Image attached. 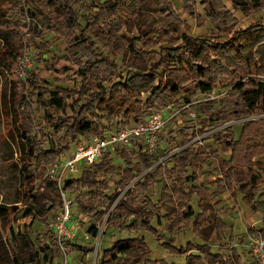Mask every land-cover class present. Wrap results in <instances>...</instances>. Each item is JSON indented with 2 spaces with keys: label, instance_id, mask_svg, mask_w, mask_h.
<instances>
[{
  "label": "trees",
  "instance_id": "trees-1",
  "mask_svg": "<svg viewBox=\"0 0 264 264\" xmlns=\"http://www.w3.org/2000/svg\"><path fill=\"white\" fill-rule=\"evenodd\" d=\"M200 1L205 13L198 12L192 0H182L183 9L199 28L209 23L211 35L207 37L185 32L186 21L176 10L174 0H110L98 4L97 8L86 0H14L11 11L5 10L7 6L0 9L3 21L0 39L4 41L0 52L2 71H13L18 63L21 64L26 38L23 24L28 16L40 21L66 48L65 56L55 58L56 63L39 54L38 59L45 68L64 75L77 66L75 74L81 83L79 88H52L47 83L41 84L40 76L34 73L33 79L27 82L19 77L10 94L6 91L2 94L0 119L12 117L20 138L19 153L24 161L22 168L17 165L16 168L25 193L13 202L23 201L26 208L22 217L36 218L53 206L63 207L59 186L48 177L45 166L72 149L80 137L102 136L111 126H118L117 118L113 119V107H134V122H140L149 113L171 104L179 94L190 92V99L196 94H212L223 75L230 80V85L223 97L203 105L207 115L204 127L211 128L220 121L240 122L239 135L232 127L213 133L208 139L217 149L191 147L188 146L190 140H184L183 148L161 164H158L162 159L158 151L149 155L139 142L134 151L123 147L125 167L121 170H116L111 163L112 153H107L84 174L80 173L79 179L66 178L63 190L72 193L75 186L80 185L85 190L75 203L83 216L96 218L88 229L92 239L103 238L111 228L129 233L147 230L173 257L186 256L188 264L232 263L223 254L214 252L209 244L188 242L185 247L177 246L173 238L167 240L162 235V228L153 226L157 221L160 227L164 220L168 234L192 227L194 236L201 239L205 206L225 192L233 197L242 194V201L254 213L264 211V75L261 76L264 72V17L241 28L225 0ZM123 6L133 8L137 23L142 19L148 21L142 29L151 37L145 40L142 48H138L140 39L133 41L130 56L124 55L123 66H119L116 59L123 45L118 32L125 28V23L122 24L116 14ZM236 6L241 7L245 17L264 12V0H236ZM77 7L88 14L84 16L85 23ZM153 33L163 35L167 41L153 39ZM41 47L45 53H50V44H41ZM102 48L109 51L108 56ZM62 61L70 66L61 67ZM27 85L37 94L36 101L43 111L42 123L37 126L32 118L33 99L27 92ZM10 138L16 142L12 133ZM223 154L230 157L226 159ZM33 161L46 163L37 179L43 185L41 190L34 185L29 187L34 180L35 168L29 166ZM204 165L216 166L215 172L222 179L207 178L200 183L205 175L201 171ZM114 174L119 178L114 191L109 192L111 183L107 176ZM158 184L162 185V192L159 200L154 201L147 193ZM195 198L199 199L200 212L193 206ZM20 212L18 206H0V264H57L56 260L64 252L56 240L50 238L46 244L38 239L35 247L27 233L14 230L12 220ZM104 223L106 226L101 233ZM226 228L221 220L217 221L218 239L223 238ZM6 231L17 242L14 250L8 248ZM260 233L264 237V225ZM71 246L82 255L94 251V248L86 250L78 244ZM234 255L237 263L242 264L238 253ZM100 264L165 263L154 260L145 238L137 236L115 241L103 251Z\"/></svg>",
  "mask_w": 264,
  "mask_h": 264
},
{
  "label": "rangeland",
  "instance_id": "rangeland-1",
  "mask_svg": "<svg viewBox=\"0 0 264 264\" xmlns=\"http://www.w3.org/2000/svg\"><path fill=\"white\" fill-rule=\"evenodd\" d=\"M13 1L14 0H0V9L4 10V6H7L8 9L5 10L11 11V8L14 9ZM86 1L94 8H97L98 4L110 2V0ZM192 1L196 5L198 12L205 13L204 5L201 4L200 0ZM225 3L238 18L240 23L239 26L241 28H247L251 24H255L260 17H264V12H260L259 14L252 17H245L241 7L236 6V0H225ZM174 6L182 18L186 21L187 25L185 32L187 34L195 37H207L211 35V31H208L210 27L209 23H207L205 28H199L197 22L184 11L182 0H174ZM28 7L29 6H26V8ZM132 9V7L129 8L128 6H123L122 11L116 14L117 18H121L123 21L122 24L125 23V28L118 32L121 38V44L123 45V50L116 59V62L119 66H123V61H125L124 55H126V58L130 56L129 50L131 48V44H133V41L136 42L140 39L141 43H139L138 48H142V44L145 43V40L151 37H148L144 29H142L145 25H147L148 21L142 19L139 23H137L135 20V15L132 13ZM77 10L80 11L82 23H85L84 16H87L88 14L83 8L77 7ZM150 11H148V13H150ZM23 26L25 27L26 38L24 39L22 45L23 56L21 60L23 61L25 59L26 61H29L30 68L26 70V76L24 78L19 76V63L14 67L13 71L10 72L6 70L2 71L0 69V102L2 94L5 91L10 94L13 84L19 80V77L21 78L20 80L27 82L28 79H33L34 73L40 76L39 82L44 84V86L47 83L48 86L50 85L52 88L57 86L79 88L81 83L80 80L76 78L75 74V71L78 70L77 66H73V70L69 71L67 74L61 75L51 68H45L44 63L38 59L39 54H43L45 60L51 63H56L55 58L60 59L66 54V48L62 41L56 35L49 33L45 29L44 25L36 19L26 16ZM2 28L3 21L0 19V30ZM152 38L160 39L162 42L167 41L163 35L157 33H153ZM45 43L51 45L50 53H45V49L41 47V44ZM3 46L4 41L0 39V52L3 50ZM103 51L105 52V55H109L108 50L103 49ZM63 66L68 67L70 64L66 61H62L61 67ZM120 70L123 72L124 68L121 67ZM263 75L264 72L261 76ZM229 85L230 80L227 77L221 75L220 80L215 85V91L210 95L196 94L194 98L190 99V92H185L175 97L174 101L168 105L169 112L172 114V119L168 124L167 130H165L160 136V145L157 153L161 155L162 159L158 164H161L167 161L170 157L175 156L183 148L182 142L184 140H190L188 146L191 147L205 146L217 149L218 147L214 145L213 141L208 139L213 133L223 131L228 127H232L237 135L240 134L242 127L240 126V122L235 121H220L214 124L211 128L204 127V121L206 120L207 115L205 114V107L203 108V105L211 100H217L223 97V95L227 93L226 88ZM26 88L27 92L32 94L33 101L30 108L33 110L32 118L34 126H37L42 123L43 111L36 101L37 94L34 92L32 86L27 85ZM188 100H191V103L188 102ZM105 106L106 104H103L102 108H105ZM133 108H130L128 105L113 107V119L115 120L117 118L116 120L120 125L123 123H136L134 122L136 113H133ZM114 120L108 122V124L111 125ZM13 123L14 121L11 116H4L0 119V206H18V208H20L21 212L18 213L12 220L13 228L16 232L27 233V235L34 242L35 247L38 246V239L39 241H42V243L49 244V239L53 238L60 244L58 238L49 229L50 223L53 222V220L57 217V213L60 211L58 207L53 206L45 214L36 218H24L22 217V212L26 206L24 205L23 201L20 203H13L20 197L22 198L25 193V189L21 185V175L16 168V165L22 168L24 161L21 160L22 156L19 153V134L17 133L15 129L16 126L13 125ZM45 132L48 133V131ZM11 133L15 136L16 142L10 138ZM90 139H84L83 137L79 138L81 142H84L85 140L88 142ZM75 148V145H72V151H75ZM114 150V153H112L111 163L116 168V170L119 171L125 167V160L122 157L123 147L119 146ZM134 150L135 148L130 151ZM68 151L66 150L59 156L61 157L62 155H66L69 153ZM222 156L226 159L230 157L226 154H223ZM60 157H58V159ZM54 163L47 164L45 166L46 163L44 161L30 162L29 166H33L35 169L33 171L34 175L31 174L34 176V180L33 183L29 185V187L34 185V188L36 189H43L41 181L37 180L39 179V174L44 169V166L48 172L50 166ZM171 165L172 164L170 163L169 166ZM215 167L216 166L204 165L201 168V171L205 175L201 178L200 183L207 178L209 180L222 179V176H219L215 172ZM87 169L88 168L85 166H80L79 172L74 175L72 174L69 177H73L74 180L75 178L79 179V176H81L80 173L84 174ZM118 178L119 177L117 174L107 176V179H109L111 183V190L109 192L114 191ZM137 180L138 178L133 182V184H135ZM161 192L162 185L158 184L148 191L147 196L154 201H158ZM84 193L85 190L82 188V185H80L75 186V189L71 194L72 198L76 200L78 195ZM242 198V194H238L237 197H233L229 192H225L210 205H206L205 219L202 222L200 228L202 237L201 239L194 236L192 227L185 228L182 231L174 234H168L165 232L166 226L164 220L160 222V227L157 221L153 223V226L162 228L164 231L162 235H164L167 240L173 238L177 246L185 247L188 242L209 244L214 252L221 253L227 259H230L232 261L231 264H239L236 261V257L234 255L235 253H238L240 256L242 264H256L252 257L251 250L256 239L259 237V235H261L260 230L264 225V211L254 213L249 208V206H247L242 201ZM198 201L199 199L195 198L193 200V206L197 212H200L198 208ZM218 220H221L227 227L223 233L222 239L217 238ZM95 222L96 218H87L85 216L82 217L78 234H76L75 237H73V239L70 241L63 243V246L60 244L64 254L61 258L56 260L57 264H100L103 251L110 248V246L115 241L130 237L134 238L137 236L145 238L152 252V257L154 260H158L165 264L189 263V261L186 259V256L173 257L170 252H168L166 248L157 241L154 234L147 230H140L138 233H129L127 230L125 231L111 228L106 231V234L103 238L99 236L97 239H92L88 235V229L89 226ZM105 226V223L101 225V233L104 231ZM4 236L7 240L9 250H14L17 246V242L11 238L9 231L4 232ZM72 244L81 245L86 248V250L94 248V251L88 253V255H82L80 252L74 250V248L71 246Z\"/></svg>",
  "mask_w": 264,
  "mask_h": 264
},
{
  "label": "built area",
  "instance_id": "built-area-1",
  "mask_svg": "<svg viewBox=\"0 0 264 264\" xmlns=\"http://www.w3.org/2000/svg\"><path fill=\"white\" fill-rule=\"evenodd\" d=\"M29 68V61L24 59L19 67V76L24 78L26 70ZM171 119L172 114L167 106L149 113L140 122L113 126L105 130L102 136L93 137L88 142L86 140L81 142L78 139L75 143V151L70 149L69 153L62 155L50 166L48 177L58 184L63 207L53 222L50 223L49 229L58 238L62 246L63 243L70 241L78 234L83 217L78 211V205L72 198V194L63 190V183L66 178L78 173L80 166L90 168L101 161L105 154L114 153V149L119 146L131 150L137 143L141 142L149 155L155 154L159 149L160 136L167 130ZM251 253L256 264H264L263 236L259 235L256 239Z\"/></svg>",
  "mask_w": 264,
  "mask_h": 264
}]
</instances>
